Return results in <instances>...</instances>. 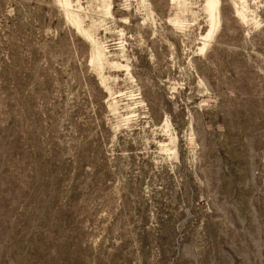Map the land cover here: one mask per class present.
Here are the masks:
<instances>
[{"label":"rangeland","instance_id":"374dc122","mask_svg":"<svg viewBox=\"0 0 264 264\" xmlns=\"http://www.w3.org/2000/svg\"><path fill=\"white\" fill-rule=\"evenodd\" d=\"M216 13L0 0V264H264V0Z\"/></svg>","mask_w":264,"mask_h":264},{"label":"bare ground","instance_id":"6f19581e","mask_svg":"<svg viewBox=\"0 0 264 264\" xmlns=\"http://www.w3.org/2000/svg\"><path fill=\"white\" fill-rule=\"evenodd\" d=\"M172 1H174V0H172ZM219 2H220V0H205V6L209 11V16H210L211 22H213V20L216 19V16H217L216 11H217V6H218Z\"/></svg>","mask_w":264,"mask_h":264}]
</instances>
